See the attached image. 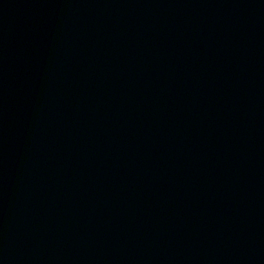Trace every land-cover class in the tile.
<instances>
[{"label":"water","instance_id":"1","mask_svg":"<svg viewBox=\"0 0 264 264\" xmlns=\"http://www.w3.org/2000/svg\"><path fill=\"white\" fill-rule=\"evenodd\" d=\"M0 264H264V0H0Z\"/></svg>","mask_w":264,"mask_h":264}]
</instances>
